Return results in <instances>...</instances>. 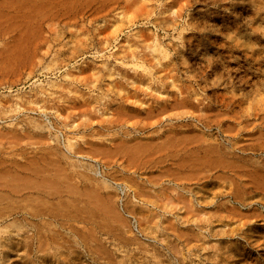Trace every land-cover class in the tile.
<instances>
[{
  "label": "rangeland",
  "instance_id": "obj_1",
  "mask_svg": "<svg viewBox=\"0 0 264 264\" xmlns=\"http://www.w3.org/2000/svg\"><path fill=\"white\" fill-rule=\"evenodd\" d=\"M0 175V264H264V0H0Z\"/></svg>",
  "mask_w": 264,
  "mask_h": 264
},
{
  "label": "bare ground",
  "instance_id": "obj_2",
  "mask_svg": "<svg viewBox=\"0 0 264 264\" xmlns=\"http://www.w3.org/2000/svg\"><path fill=\"white\" fill-rule=\"evenodd\" d=\"M18 55H19V53H18ZM1 176V175H0ZM2 177V176H1Z\"/></svg>",
  "mask_w": 264,
  "mask_h": 264
}]
</instances>
